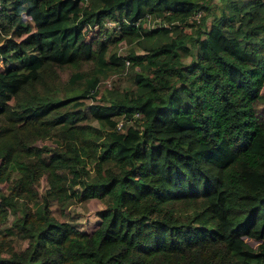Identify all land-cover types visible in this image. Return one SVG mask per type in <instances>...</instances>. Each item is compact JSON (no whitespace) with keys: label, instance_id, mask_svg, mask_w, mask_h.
Wrapping results in <instances>:
<instances>
[{"label":"trees","instance_id":"obj_1","mask_svg":"<svg viewBox=\"0 0 264 264\" xmlns=\"http://www.w3.org/2000/svg\"><path fill=\"white\" fill-rule=\"evenodd\" d=\"M221 1L209 24L206 0H0V214L29 237L0 264H264V0ZM127 67L134 87L86 111ZM74 195L104 199L94 230L53 215ZM187 199L203 224L171 207Z\"/></svg>","mask_w":264,"mask_h":264},{"label":"rangeland","instance_id":"obj_2","mask_svg":"<svg viewBox=\"0 0 264 264\" xmlns=\"http://www.w3.org/2000/svg\"><path fill=\"white\" fill-rule=\"evenodd\" d=\"M206 6L208 7L207 11V21L209 24L212 23V20L214 17L220 14L221 7H222V1L221 0H206L205 2ZM199 15V14H197ZM24 18L31 22L34 25L33 20L28 15H24ZM158 23H160V20H149L145 23L147 26H156ZM167 24V23H166ZM109 27V29L115 28L116 30V36L119 35L118 31V24L111 18L106 20V26ZM187 31H190L189 28H186ZM86 31V38L91 39L92 37H96L97 35H102L103 38L108 37L110 48L115 47L114 49H117L118 53L126 56L131 47L135 49H139L136 43H128L126 40H116L114 41L112 37H110L109 32L106 33L104 28L101 29L98 26H92L85 28ZM141 51V50H139ZM195 55L193 54H183V61L185 63L190 62ZM126 65H129L126 63ZM82 69L86 70L88 68V65L84 63L82 66ZM58 71V70H57ZM73 71V68H62L58 71L59 78L57 81L59 82V85L61 87H67L69 84L68 77L70 73ZM128 67L125 69L122 73H113L106 77L99 85L98 88V94L96 98L88 97L85 99L86 105L84 109L86 111H89L90 105L94 103L102 102V95L104 94L106 88L110 87H117V88H123L125 86L134 87L133 83L128 78ZM264 91V88H263ZM255 112L256 116L259 121L264 119V101H256L255 102ZM125 123V120L121 118L119 124L122 126ZM128 124V123H127ZM123 128V126H122ZM38 144L43 145H49L50 147H54L55 143L51 141V139L47 140H39L37 141ZM13 181H3L0 182V200L1 196L3 194L5 195H11L14 193L13 188ZM78 189L79 186H75ZM47 188V182L46 178L43 177L41 179V183L38 185L39 194H43ZM24 201L22 197H19L18 204H21ZM197 205V209L195 207ZM204 202L200 200H181L173 202L171 207L175 209V211L180 214L181 216H191L194 219L195 225L203 224L201 221V216L197 214V210L203 208ZM105 206L104 199L100 198H88V199H82L80 196L74 195L72 198L68 199L65 202H61L59 200H53L51 201V210L53 215L58 220H67L73 223H76L80 229H84L87 231H92L94 228H96L100 222V217L98 216V212L103 209ZM20 215L19 211H14L13 209H8L7 216L4 219H1L3 217L0 214V246L2 249L3 255H8L10 251H17L22 252L24 250L29 249V237L26 233L21 231L18 228H14V232H9L8 229L12 227L13 222L17 216ZM247 241H249L252 245L257 246L258 241L246 237Z\"/></svg>","mask_w":264,"mask_h":264},{"label":"built area","instance_id":"obj_3","mask_svg":"<svg viewBox=\"0 0 264 264\" xmlns=\"http://www.w3.org/2000/svg\"><path fill=\"white\" fill-rule=\"evenodd\" d=\"M0 7H1V4H0ZM197 14H200V13H197ZM197 14H196V15H197ZM197 16H198V15H197ZM95 26H97V25H95ZM127 62H129V61H127Z\"/></svg>","mask_w":264,"mask_h":264}]
</instances>
